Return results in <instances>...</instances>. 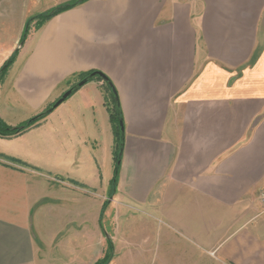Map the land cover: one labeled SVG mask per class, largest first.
I'll list each match as a JSON object with an SVG mask.
<instances>
[{
	"label": "crops",
	"instance_id": "1",
	"mask_svg": "<svg viewBox=\"0 0 264 264\" xmlns=\"http://www.w3.org/2000/svg\"><path fill=\"white\" fill-rule=\"evenodd\" d=\"M30 36L13 102L100 71L123 147L107 197L98 135L0 137V264H95L108 240L107 264H264V0H87ZM111 95L93 78L51 113L98 130Z\"/></svg>",
	"mask_w": 264,
	"mask_h": 264
},
{
	"label": "rangeland",
	"instance_id": "2",
	"mask_svg": "<svg viewBox=\"0 0 264 264\" xmlns=\"http://www.w3.org/2000/svg\"><path fill=\"white\" fill-rule=\"evenodd\" d=\"M72 1L74 0H66L58 4L60 0H0V68L5 61L12 57L9 66L0 74V100H2V102L5 101V103L8 102V106H10V108L7 107L6 111H4L5 121L0 116V120L4 123V125H2L3 123L0 125L2 126V130H4V127L6 126L13 128L20 124H24L28 120L33 119L42 113V111L44 112L45 110H48L58 97L82 79L81 77H74L73 82L70 81L66 84H69V87L57 93L48 103L32 114L30 112L31 109L26 103L22 101L13 102L16 101V97H13L10 86L13 78L11 77V74L14 75L15 73L13 74V69L11 70V73H9V69L11 67H18L21 63L20 58L23 57V53L26 52V45L29 42L30 35L37 30L38 25L42 23V19H38L37 17L51 12L52 8H55L58 5H64L65 3ZM31 18L33 19L30 20ZM114 105L115 101L108 97L106 100V107L103 108L104 111L101 115L102 120L99 123L98 130H93L86 124H82L80 121L73 125V128L69 129L64 126V119L60 116L59 112L51 113V110V114H46L43 120L41 119L40 121L33 123V125H30L17 135H88L89 138H91V135H98L96 143L90 141V145L92 143L94 147L96 145L99 147L96 155L99 163L96 165L99 170L97 173L100 180L103 179L105 181L109 174L110 183L114 177L113 171H115L116 164L114 158L117 150H115L113 146L115 140H113V137H110V135H115V126H117L116 108H114ZM112 117L114 118V121L112 120ZM100 135H102V137H100ZM61 160L60 156L57 155L56 159L51 161L52 166L65 167L64 162ZM73 169H75V167H73ZM111 189L112 187L109 185L107 197L111 195ZM105 202H107V199ZM256 213L258 216L264 217V207L258 204ZM106 222L103 223L108 229V232H111V227H109Z\"/></svg>",
	"mask_w": 264,
	"mask_h": 264
},
{
	"label": "trees",
	"instance_id": "3",
	"mask_svg": "<svg viewBox=\"0 0 264 264\" xmlns=\"http://www.w3.org/2000/svg\"><path fill=\"white\" fill-rule=\"evenodd\" d=\"M86 1L87 0H74V1L69 2V3H65L64 5H58L57 7L52 8L51 12H49V13H47L45 15H40L39 17H37L38 19H42V21H41L42 23H40L37 28H40L45 23V21L49 20L50 18L54 17L55 15H57V14L63 12V11H66V10H68L70 8H74V7H76V6L84 3ZM32 19L33 18H31L30 20H32ZM11 58L9 60L5 61L4 64H2V66L0 68V74H1V72L3 73V71L9 66L10 61H11ZM91 72H94V71H89V72H86V73H81V74L78 75V77H81V78L86 77ZM98 79H100V78H98ZM100 80H102V79H100ZM102 81H104V80H102ZM104 83H106L110 89L113 88V86L110 83V80L108 78L104 81ZM76 90L77 89H74V91H76ZM111 96H112L113 101H115V105H114L115 107L114 108H116V103L118 102V100H117V98H115L113 96V94ZM45 112H46V110L44 112L42 111V113H40L39 115H37L39 117L36 120H34V121H31V119H30L26 123L20 124L19 126L13 127V128H10V127L6 126V127H4V130L5 131L2 130V126H0V137H13V136H18L17 134H19L20 132H22L23 130H25L26 128H28L30 125H33V123H36V122L40 121L41 119L43 120V118L46 116L45 114H43ZM116 117H117V120H116L117 121V123H116L117 126H115V133L114 134L116 135V138H117V143H118L117 146H118V148H117V150L115 152L116 155H115V158H114L115 161H116L115 171H113L114 172V177H113V180L111 181V183H109L111 185V187H112L111 193H110L111 195H112L113 189H114V187L116 185L115 183L117 182V175H118L119 161H120L119 158L121 156V153H119V147H120V143H119V120L121 121V119H122L121 113H120V108H116ZM113 119L114 118L112 117V120ZM2 123L3 122L0 120V125ZM2 125H4V123ZM111 195H109V196H111ZM111 246H112V244L108 240V245L106 247V251L104 253V257L101 260H98V262H96L95 264H107L109 262V260L112 259V257H113V248Z\"/></svg>",
	"mask_w": 264,
	"mask_h": 264
},
{
	"label": "water",
	"instance_id": "4",
	"mask_svg": "<svg viewBox=\"0 0 264 264\" xmlns=\"http://www.w3.org/2000/svg\"><path fill=\"white\" fill-rule=\"evenodd\" d=\"M94 77H98L102 80H106V76L100 72V71H94L91 72L89 75H87L86 77H83L82 79H80L75 85L71 86L69 89H67L60 97H58V99L53 103V105L46 110L45 113L43 114H48L51 112V110H55L56 107H58L62 102H64L68 97L70 96L74 89H78L79 87H82L85 83H87L88 81L92 80V78ZM112 94L115 98H117L116 92L114 90V88H111ZM119 104L118 102L116 103V108H118ZM41 116V115H40ZM39 116L34 117L33 119H31V121H34L38 118ZM123 132H124V126H123V122L119 120V143H120V147H119V153H122V145H123Z\"/></svg>",
	"mask_w": 264,
	"mask_h": 264
},
{
	"label": "built area",
	"instance_id": "5",
	"mask_svg": "<svg viewBox=\"0 0 264 264\" xmlns=\"http://www.w3.org/2000/svg\"><path fill=\"white\" fill-rule=\"evenodd\" d=\"M257 199H258V202H259L258 204H260L261 206L264 207V188L259 190Z\"/></svg>",
	"mask_w": 264,
	"mask_h": 264
}]
</instances>
